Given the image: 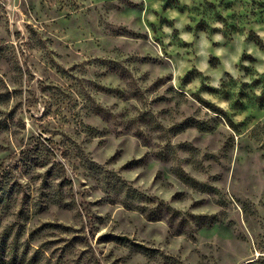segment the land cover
Masks as SVG:
<instances>
[{
	"label": "rangeland",
	"instance_id": "obj_1",
	"mask_svg": "<svg viewBox=\"0 0 264 264\" xmlns=\"http://www.w3.org/2000/svg\"><path fill=\"white\" fill-rule=\"evenodd\" d=\"M0 259L264 264V0H0Z\"/></svg>",
	"mask_w": 264,
	"mask_h": 264
},
{
	"label": "trees",
	"instance_id": "obj_2",
	"mask_svg": "<svg viewBox=\"0 0 264 264\" xmlns=\"http://www.w3.org/2000/svg\"><path fill=\"white\" fill-rule=\"evenodd\" d=\"M115 239L117 241L122 242V243L129 244L130 246H132V247H134L136 249L142 250V251H146V252L153 251L152 249L147 248V247H145L144 245H142L140 243L134 242L132 239H129V238L125 237V236H115ZM1 263H2V261L0 259V264Z\"/></svg>",
	"mask_w": 264,
	"mask_h": 264
}]
</instances>
